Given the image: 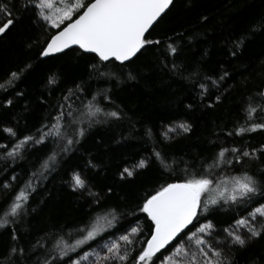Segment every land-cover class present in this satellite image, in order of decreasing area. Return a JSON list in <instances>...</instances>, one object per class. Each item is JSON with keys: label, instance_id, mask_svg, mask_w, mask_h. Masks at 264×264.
<instances>
[{"label": "snow or ice", "instance_id": "1", "mask_svg": "<svg viewBox=\"0 0 264 264\" xmlns=\"http://www.w3.org/2000/svg\"><path fill=\"white\" fill-rule=\"evenodd\" d=\"M173 6L174 0H57L56 3L53 0H0V36L11 33L24 18L37 23L43 21V26L51 34L44 35L42 44L39 38L35 39L38 55L51 58L67 54L76 46L83 54H93L89 76H94L100 83L116 77L115 72L100 70L101 66L107 68L109 64L121 71L128 68L129 78L134 79L130 66L151 48L160 50L163 70L183 76V69L174 59H168L169 55L175 57L178 54L177 42L183 39V34H177L175 38L165 36L163 40L153 35L156 26ZM248 32H264V17L253 22ZM246 35L231 41L229 55L237 56L246 42ZM30 70L31 65L25 63L0 77L5 81L0 83V90L4 93L0 106L12 107L15 98H24L25 93L18 89V82ZM230 75L222 68L215 79L201 77L198 72H191L184 78L192 80L193 90H198L203 100L212 95L210 87L219 92ZM48 83L57 85L56 77H50ZM55 91L53 87L52 92ZM60 92L54 104L42 99L41 102L51 110L35 133L29 132L27 127L0 126V139L5 141L0 143L4 159L15 161L27 146L53 144L51 154L38 172H32L22 186L13 187L7 182V175L0 181L4 189H11V194L0 202V229L9 233L11 241L7 249L0 252V264H233L232 252L237 246L243 248L250 240L264 236V139L253 142V134L264 136V79L256 86L255 92L250 91L237 105V121L233 127L225 126L221 130L224 143L214 146L219 150L207 158L211 164L205 161L197 171H189L194 166L187 165L183 178L177 176L171 182L165 180L142 197L135 211L142 213L148 222L145 239H137L143 234L139 217L136 226L123 227V234L114 237L108 233L105 238L103 234L120 219L115 209H109L102 218L97 216L93 223L82 222L80 238L72 244L58 241L48 248L42 243L44 237L22 233L21 225L40 178L46 179V174L55 170L57 157L72 151L85 135L86 128L77 126L83 121H77L74 111L86 109V113L81 114L87 116L89 128L103 120L119 122L125 119L118 106L106 110L115 104L110 89L98 88L92 94L90 86L75 84ZM88 95L92 98L87 99ZM220 98V95L215 96L217 102ZM76 105L79 107H74ZM24 107L27 110V101ZM240 120H243L242 124ZM68 129H71L70 134ZM177 129L187 133L191 126L180 123L175 127L164 126L158 132L145 127L141 137L145 144L152 142L151 148H143L147 156L141 157L131 168L124 167L121 178L133 176L136 169H144L150 163L170 173L175 172L176 161L169 162L165 141L171 140ZM21 131L27 134L20 135ZM92 168L95 164L89 160L83 168L72 170L66 182L90 206L99 207L102 195L93 190L86 174ZM232 172L239 174L232 175ZM10 180H17L15 170ZM107 191L111 193L112 189ZM224 205L232 209L233 214L218 226L213 213ZM84 245L90 250L77 253V249ZM73 253L77 254L75 258Z\"/></svg>", "mask_w": 264, "mask_h": 264}, {"label": "trees", "instance_id": "2", "mask_svg": "<svg viewBox=\"0 0 264 264\" xmlns=\"http://www.w3.org/2000/svg\"><path fill=\"white\" fill-rule=\"evenodd\" d=\"M203 17L207 19L203 20ZM261 17H264V0H174V6L156 26L153 35L163 40L165 36L175 38L177 34H183V39L177 42L178 54L175 57L169 55L168 59H174L184 75L163 70L160 50L151 48L130 66L134 79L129 78L128 68L121 71L112 64L107 68L101 66L102 72L116 74L107 83H100L94 76H89L93 54H83L77 47L67 54L41 58L34 41L39 38L42 44L44 35L51 34L43 26V21L37 23L24 18L11 33L0 36V77L25 63L31 65V70L18 82V89L25 93L24 98H15L12 107L0 106V126L27 127L29 132L35 133L51 110L41 102L42 99L54 104L61 95V89L75 84L90 86L92 94L98 88L110 89L115 104L106 110L118 106L125 114V119L119 122L101 118L103 122L94 123L89 128L87 116L81 114L86 113V109L74 111L77 121H83L77 126L86 128L85 135L72 151L57 157L58 164L55 170L46 174V179L40 178L36 192L31 195L21 232L36 238L44 237L42 243L48 248L58 241L72 244L80 238L82 222L93 223L97 216L102 218L109 209H115L120 219L103 234L105 238L108 233L118 237L123 234V227L136 226L135 221L139 217L143 234L137 239H145L148 222L142 213L135 211L142 197L165 180L171 182L177 176L183 178L187 165L194 166L189 171H197L205 161L211 164L207 158L219 150L214 146L224 143L221 130L225 126L233 127L237 121V105L247 98L250 91L255 92L256 86L264 79V32H248L253 22ZM245 33L246 42L242 50L232 57L229 55L231 41ZM222 68L230 72V78L219 92L210 87L212 95L203 100L198 90H193L192 80L184 78L191 72H198L201 77L212 76L215 79ZM53 76L57 79L55 86L48 83ZM0 83L5 81L0 79ZM53 87L56 88L54 93ZM216 95L221 97L219 102L215 100ZM3 96V90H0V103ZM91 98V95L87 96V99ZM180 123L189 124L191 131L185 133L177 129L172 139L165 141L169 162L176 161L175 172L170 173L150 163L144 169H136L133 176L121 178L123 168L133 167L141 157L147 156L143 148H151L152 142L145 144L141 137L145 127L158 132L164 126L175 127ZM239 123L242 124L243 120ZM24 134L27 132H20V135ZM253 137V142L264 139L259 134H253ZM3 142L0 139V143ZM52 148L51 142L27 146L15 161L2 158L3 150L0 149V181L7 175V182L13 187L22 186L32 172H38ZM89 160L95 168L86 174L93 190L102 195L99 207L90 206L66 182L72 170L83 168ZM13 170L17 175L16 181L10 180ZM109 188L111 193L107 191ZM10 194L11 189L0 186V202ZM232 214L233 210L226 205L217 207L213 213L218 226ZM100 222L103 224V219ZM10 243L9 233L0 229V252ZM89 250L88 245H84L77 249V253ZM76 255L73 253L74 258ZM232 257L233 264H264V236L250 240L243 248L237 246Z\"/></svg>", "mask_w": 264, "mask_h": 264}, {"label": "rangeland", "instance_id": "3", "mask_svg": "<svg viewBox=\"0 0 264 264\" xmlns=\"http://www.w3.org/2000/svg\"><path fill=\"white\" fill-rule=\"evenodd\" d=\"M53 2H54V3H56V2H57V0H53ZM73 2H74V0H73ZM57 6H60V5H59V4H57Z\"/></svg>", "mask_w": 264, "mask_h": 264}, {"label": "water", "instance_id": "4", "mask_svg": "<svg viewBox=\"0 0 264 264\" xmlns=\"http://www.w3.org/2000/svg\"><path fill=\"white\" fill-rule=\"evenodd\" d=\"M76 46H73V48H75Z\"/></svg>", "mask_w": 264, "mask_h": 264}]
</instances>
